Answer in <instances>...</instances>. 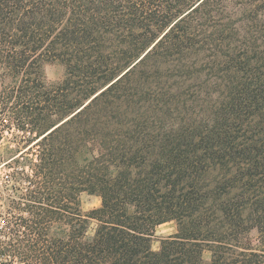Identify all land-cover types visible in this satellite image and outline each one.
Here are the masks:
<instances>
[{
    "label": "trees",
    "instance_id": "trees-1",
    "mask_svg": "<svg viewBox=\"0 0 264 264\" xmlns=\"http://www.w3.org/2000/svg\"><path fill=\"white\" fill-rule=\"evenodd\" d=\"M0 80L36 151L0 264H264V0H0Z\"/></svg>",
    "mask_w": 264,
    "mask_h": 264
},
{
    "label": "rangeland",
    "instance_id": "rangeland-1",
    "mask_svg": "<svg viewBox=\"0 0 264 264\" xmlns=\"http://www.w3.org/2000/svg\"><path fill=\"white\" fill-rule=\"evenodd\" d=\"M44 74L48 82H57L65 77V68L60 62L47 63L44 66ZM2 82L0 80V90ZM13 112L4 111L2 115V125H0V229L11 218L12 214L18 212L14 208L16 200H19L20 191L16 189L19 183L22 182L25 188L29 187V182L21 181L15 175L18 170L16 159H20L21 163L30 171V163L35 158V146L29 144L25 140L24 134L14 127ZM28 135H26L27 138ZM32 146V147H31ZM31 160V161H30ZM11 172L12 180L4 181L3 174ZM26 190V189H25ZM101 197L96 193L84 191L80 194V205L84 213H89L91 210L101 206ZM6 220V222H5ZM90 232L96 227V220L91 219ZM178 232V225L175 220H171L159 225L156 228L155 234L152 237L153 249H158L162 239L174 235ZM253 236H257L256 230L252 231ZM0 237H3L0 233ZM204 256L210 259L211 252L205 250ZM14 264V263H13Z\"/></svg>",
    "mask_w": 264,
    "mask_h": 264
},
{
    "label": "built area",
    "instance_id": "built-area-1",
    "mask_svg": "<svg viewBox=\"0 0 264 264\" xmlns=\"http://www.w3.org/2000/svg\"><path fill=\"white\" fill-rule=\"evenodd\" d=\"M3 176H4V181H5V182H9L10 180H12V174H11V172H9V171L5 172V173L3 174Z\"/></svg>",
    "mask_w": 264,
    "mask_h": 264
}]
</instances>
